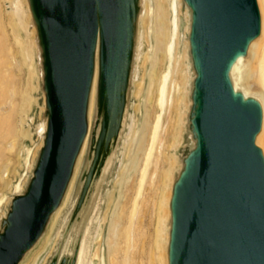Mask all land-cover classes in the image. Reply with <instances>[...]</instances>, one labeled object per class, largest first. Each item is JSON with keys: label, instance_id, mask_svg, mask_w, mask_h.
I'll return each mask as SVG.
<instances>
[{"label": "water", "instance_id": "water-1", "mask_svg": "<svg viewBox=\"0 0 264 264\" xmlns=\"http://www.w3.org/2000/svg\"><path fill=\"white\" fill-rule=\"evenodd\" d=\"M147 7L154 0H24L41 109L35 156L0 198V264L22 263L70 188L40 263L82 264L92 250L136 116ZM180 8L190 75L166 264H264V102L234 71L262 36L259 0H180Z\"/></svg>", "mask_w": 264, "mask_h": 264}, {"label": "rangeland", "instance_id": "rangeland-1", "mask_svg": "<svg viewBox=\"0 0 264 264\" xmlns=\"http://www.w3.org/2000/svg\"><path fill=\"white\" fill-rule=\"evenodd\" d=\"M23 1L0 0V85L2 84L4 87L1 100L3 104L9 103L6 110L10 109L12 112L13 124L9 133L1 132L3 138H0V198L12 191L14 183L19 180L27 168L26 156L29 154V160H32L36 153L32 127L34 117L39 114L41 106L34 63L33 37L28 28V17L23 8ZM168 2L169 0H154L152 11L148 7L146 10V52L143 54L141 76L137 79L134 95L136 116L133 118L132 125L135 128L131 125V132L125 143L126 150H124L122 162L126 167L122 172H119L118 169L119 179L116 184L114 181L110 190L113 191V196L109 200L108 195L104 207L105 212L108 203L112 201L104 223L103 236V246L108 263L109 257L114 253L117 245L122 243L123 226L140 186L145 152L149 147V137L160 110L157 104V83L165 64L163 63V45L156 41V24L159 21L158 9L160 8L168 19ZM19 5H22L25 13L24 22L27 23L28 34L17 18L12 17L11 14ZM179 10L182 16L180 0ZM151 13H153V18L150 20ZM180 36L182 42L179 46L181 58L177 66L178 73L173 76L168 91L169 98L172 100L171 107L168 106V111L162 122L161 142L166 147L164 146L162 153L158 151V155L156 154L155 161L150 167L142 191L143 203L137 213V264H166L163 231L167 211L165 197L169 193L170 184L168 186L167 184L178 163L177 146L183 130L184 108L188 103L187 89L190 75L185 57L186 40L182 36V27ZM248 60L251 65H254L252 55ZM174 82L181 84L180 90L174 87ZM240 85L250 92L262 96V83L256 75L247 74L243 80L241 79ZM70 190L71 188L66 196V201L62 204L63 210L68 202ZM111 232L114 233V236L110 235ZM44 238L45 236L21 264H34L36 257L42 252L41 247H44ZM43 258L42 256L40 260Z\"/></svg>", "mask_w": 264, "mask_h": 264}, {"label": "bare ground", "instance_id": "bare-ground-1", "mask_svg": "<svg viewBox=\"0 0 264 264\" xmlns=\"http://www.w3.org/2000/svg\"><path fill=\"white\" fill-rule=\"evenodd\" d=\"M259 4H260L261 11H262V17H263V32H262V36L258 40L254 41L252 44L251 55H252V58L254 59V65H251L250 60L242 61L235 66L234 71H236V83L238 84H240L241 79L243 80V78H245L247 74L256 75L259 78V80L262 83V87H261L262 88V98L264 102V0H259ZM14 6H16V4H14ZM158 11H159L158 12L159 21L156 24V32H157L156 41L158 43L159 42L162 43L163 45V63L165 64V67L162 71L160 80L157 83V90H158L157 104L160 110L157 113L156 121L154 122L155 124L153 126L151 135L149 137L150 138L149 147L147 151L145 152L146 155H145V160H144V167L141 172L142 175L140 179V186L137 190L136 197L134 198V200L132 199L133 202H132L131 209L127 213L126 223L123 226L122 243L120 242L121 241L120 240L119 243H121V245L118 244L119 246L117 245L114 253L113 254L111 253L112 255L109 257V263L107 262V259L105 256V248L103 246L104 245L103 236H104V223L106 221L107 212L109 210V207L112 204V201L111 202L108 201L109 202L108 207L103 213L100 219V222L98 224V227H97L93 248L91 251L88 252L87 255H86V252L84 253L86 256V257L84 256L86 260L84 259V261H82V264H137V251H138L137 249L138 239L136 236V233H138L137 213L143 203L142 191H143L144 183L145 181H147V176H148L149 170L151 169L150 167L155 161L156 154L158 155V151L161 153L164 151L165 145H163V143L161 142L162 141L161 132L163 128L162 122H163V118L165 117L168 111V106L171 107L172 100L171 98H169L168 91H169L170 83L173 79V76L176 73H178L177 66H178L179 59L181 58L179 46L181 45V42H182V39L180 36L182 25H181V15H180V10H179V0H169L168 19H166V15L164 11L162 10V8L158 9ZM11 14H12V17L17 18L18 22H20L25 32H27L28 34L27 23L24 22L25 13H24V10L22 9V5L17 6L16 10L13 11ZM185 57H186V51H185ZM173 85L178 90H180V87H181L180 83L177 82L175 84L174 82ZM3 88L4 87L1 84L0 85V138H3V135L1 134V132L7 131L9 133V131L12 130V125H13L12 124V112L10 111V109L6 110V107L8 106L7 104L9 103L3 104L1 100L3 98V93H4ZM10 107H11V102H10ZM92 110H93V98H92V103H91V114H92ZM258 143L261 146L264 145V123H263V128L258 136ZM84 150H85V146L81 154H83ZM122 161L119 166V172L124 171L126 167L125 163ZM118 179L119 178L117 175L114 180L115 184L118 181ZM170 180H171V177L169 179L167 186L170 184ZM108 195H109V200H110L113 196V191H110ZM168 195H166V197L164 196L165 203H167ZM62 212H63V206L59 207L56 213L54 214V217L49 225V230L45 234L44 247H41L42 252L36 257L34 264H42L40 263L41 257L47 255V253L53 248V245L55 244L56 237H57L56 227H57V223H58V220ZM166 215H167V211H166ZM163 231H164V241H165V237H166L165 229ZM110 235L114 236V233L111 232ZM29 258L31 259V257Z\"/></svg>", "mask_w": 264, "mask_h": 264}]
</instances>
